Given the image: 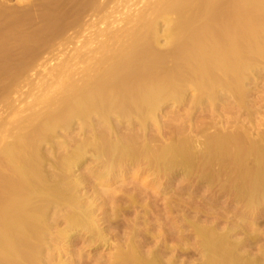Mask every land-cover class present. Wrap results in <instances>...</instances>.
Returning a JSON list of instances; mask_svg holds the SVG:
<instances>
[{"label": "bare ground", "instance_id": "6f19581e", "mask_svg": "<svg viewBox=\"0 0 264 264\" xmlns=\"http://www.w3.org/2000/svg\"><path fill=\"white\" fill-rule=\"evenodd\" d=\"M16 1L7 6V0H0V103L4 105L18 80L39 60L43 47L62 35L66 23L76 27L81 9L95 0H44L45 17L39 25L34 22L40 14L32 22L33 8L31 15L25 12L31 1ZM128 36L129 42L120 39L114 50L101 45L99 57L82 69L79 80L72 71L62 73L40 99L41 109L18 120L16 130H9L5 138L10 140L0 145V264H68L60 258L66 249L58 244L79 231L88 234L90 242H105L109 227L101 229L100 220L108 226L116 224L120 212L134 211L136 198L114 196L104 187L135 166L158 173L177 167L187 170L202 152L210 167L225 162V177L232 181L237 197L254 204L264 197L262 139L228 132L211 136L205 144L187 138L158 145L145 141L148 127L159 125L162 106L179 104L186 89L194 91L195 101L205 97L209 104L225 103L227 95L235 101L244 98L243 82L250 68L263 62L264 0H165L154 9L153 19L137 16V26ZM66 137L72 141L68 149L63 148ZM85 159L96 161L95 167L86 179H79L73 171ZM95 182L104 189L92 190ZM82 187L84 195L78 193ZM88 192L93 197L84 200ZM121 198L126 207L114 203ZM207 231L201 232L203 264H258L238 256L226 235ZM125 247L116 249L106 263L160 264L153 253L142 256L129 243Z\"/></svg>", "mask_w": 264, "mask_h": 264}, {"label": "rangeland", "instance_id": "374dc122", "mask_svg": "<svg viewBox=\"0 0 264 264\" xmlns=\"http://www.w3.org/2000/svg\"><path fill=\"white\" fill-rule=\"evenodd\" d=\"M103 1L95 0L93 5L83 7L76 27L66 23L62 35L53 40L50 46L43 47L46 50L41 51L42 55L40 53L36 65L18 80L16 89L7 98V104L0 103V145L10 140L5 138L9 130H16L18 120L41 109L40 99L56 86L62 73L72 71L74 79L79 80L82 69L93 64L99 57L101 45L114 50L119 46L120 39L122 42H129L127 34L132 28H136L137 16L141 15L146 20L153 19L154 9L159 8L165 0H111L104 7L96 9ZM16 2L7 0V6ZM27 2L33 7H27L28 11H25L26 8L23 10L29 12V15L33 13V20L30 17L32 22L39 19L34 24H41L45 17L41 8L44 0H28L25 3ZM42 13L43 17H40ZM37 14L40 15L36 18L34 15ZM158 33H162L161 25ZM115 36L118 41H114ZM106 38L109 41L104 43ZM163 43L161 39V50L165 48L161 46ZM262 49L260 54L263 55V62H256L243 82L246 92L243 99L236 102L227 95L222 100L225 103L216 101L215 104H209L205 97L195 101L194 91L186 89L179 104L169 102L162 106L158 113L159 125L156 128L148 127L145 141L150 145H158L161 142L187 138L205 144L211 136L228 132L245 134L251 140H264V48ZM167 62L168 60L166 64L169 65L170 62ZM123 132L126 133L122 131V135ZM69 139L63 138V148L71 147L72 141ZM43 145L44 143L41 147L44 150H41L45 151L46 146ZM54 156L56 155L50 156V159ZM205 156L202 152L197 154L196 161L192 168L187 169L188 172L183 167H177L158 173L153 169H141L144 167L142 165L119 174L109 186L103 187L112 191L114 196L126 197L129 194L135 197L134 211L120 212L119 220L112 226H108L103 219L100 220L101 229L109 227L104 233L105 242L91 243L88 234L82 231L67 241H60L58 247L66 249L65 254H61V260L68 264H108L106 262H110V258L115 255L113 253L120 248L126 249L125 246L129 243L142 256L151 253L156 255L160 264H203L205 239L201 236L206 230L207 233L211 230L210 232L219 234L220 237L226 235L228 244L235 248L242 259L264 264V197L259 196V200L254 201L255 204L248 203L246 198L237 197L232 181L225 177V162L219 164L222 165L219 168V165L210 167L208 163H204ZM95 163L94 160L85 159L81 169H75L73 175L86 179L89 169H94ZM94 184L92 190L104 189L98 183ZM85 192L86 189L82 187L78 193L84 195ZM89 192L84 200L92 199L93 195ZM113 201L122 207L127 205L124 198ZM143 206L145 213L139 211ZM59 226V229L63 227ZM56 229L54 227L51 231L55 233ZM202 231L205 232L202 234ZM78 253L82 256L77 255ZM81 257L86 262H82ZM76 258H79L77 262Z\"/></svg>", "mask_w": 264, "mask_h": 264}]
</instances>
